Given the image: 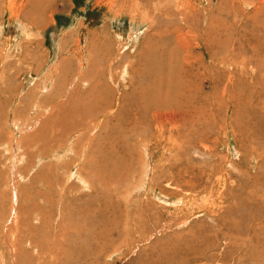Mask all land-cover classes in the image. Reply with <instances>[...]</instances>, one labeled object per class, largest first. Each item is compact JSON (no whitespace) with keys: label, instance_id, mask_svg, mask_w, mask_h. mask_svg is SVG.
<instances>
[{"label":"rangeland","instance_id":"374dc122","mask_svg":"<svg viewBox=\"0 0 264 264\" xmlns=\"http://www.w3.org/2000/svg\"><path fill=\"white\" fill-rule=\"evenodd\" d=\"M34 1L0 0V264H264V0ZM151 51L180 110L148 126Z\"/></svg>","mask_w":264,"mask_h":264},{"label":"bare ground","instance_id":"6f19581e","mask_svg":"<svg viewBox=\"0 0 264 264\" xmlns=\"http://www.w3.org/2000/svg\"><path fill=\"white\" fill-rule=\"evenodd\" d=\"M46 2V5L49 3V0H35L33 3H32V8H33V6L34 7H37V6H41L42 4V9H44V3ZM13 4V3H12ZM47 10H49L50 9V7H49V5H47L46 7H45ZM39 9V8H38ZM41 12V11H40ZM37 14V13H36ZM42 14V13H41ZM38 15L40 16V13H38ZM44 15V14H43ZM18 25V24H17ZM3 28V27H2ZM19 28V27H18ZM28 30V29H27ZM19 31H21V30H19ZM23 31L25 32V30H24V28H23ZM25 34H27L26 32H25ZM31 34V33H30ZM29 35V34H28ZM32 35V34H31ZM31 35H30V37H31ZM184 37V36H183ZM178 38L180 39V35L178 36ZM24 40V39H23ZM30 40V39H29ZM16 41V40H15ZM30 43V42H29ZM17 45V44H16ZM19 45V44H18ZM7 46V45H6ZM26 46V45H25ZM148 49V48H147ZM7 50H10V48L9 49H7ZM149 53V52H148ZM150 53H152V55H151V57L149 58V59H147V61H148V64H146L147 66V73L149 74V75H151V80H150V82H148V86L147 87H145V88H141V91H140V93L142 94V96H138V98H139V100L141 101L140 103L139 102H137L135 99L134 100H132L131 101V104H132V106H133V108L135 107V109H133L134 111H133V116H130V117H132V118H135V120L138 122V123H145L146 125H148V126H152V124H153V122H156V123H160V122H162V124L163 123H167L168 121V119L167 118H171V117H173V115L172 114H170V111L171 110H180V107H176L175 105H176V101H174V99H173V89H174V87H173V79H174V77H176V68H177V65L174 63V61H173V59H174V57H175V55H164V54H162V56L161 57H159L158 55H157V53H154V52H150ZM9 54V53H8ZM148 56V55H147ZM25 58V57H24ZM151 58H153V62H152V60L150 61V63H149V60L151 59ZM21 63H23V62H21ZM127 64H128V62H127ZM145 65V64H144ZM143 65V67H145ZM145 67V68H146ZM127 68V67H126ZM145 68H143V70H145ZM166 69V71H167V69H168V73H167V78H170L169 80H170V82H166V80L164 79L165 77L164 76H166V75H164V70ZM129 70V69H128ZM178 70V69H177ZM153 71H155L156 72V74L154 73V74H151ZM175 73H174V72ZM128 72V71H127ZM122 73V72H121ZM112 75V74H111ZM127 75V74H126ZM146 75V74H145ZM125 76V75H124ZM179 78V77H178ZM80 79V78H79ZM176 79V78H175ZM144 81H146V80H144ZM115 82V81H114ZM146 84H147V82H145ZM189 85V84H188ZM142 87H144V86H142ZM135 88V87H134ZM129 90V89H128ZM69 92V91H68ZM136 97V96H135ZM112 100H114V99H112ZM115 101H116V99H115ZM124 101H122V103H123ZM97 103V102H96ZM115 103V102H114ZM121 103V104H122ZM127 103V102H126ZM98 104H99V102H98ZM114 105V104H113ZM107 106V105H106ZM38 107H39V105H38ZM54 107V106H53ZM102 108V107H101ZM56 109V108H55ZM125 109H127V108H125ZM129 109V108H128ZM136 109H137V111L138 112H136ZM48 110V109H47ZM94 110H99V109H96V108H94ZM94 110H90V112L92 111H94ZM129 110H131V109H129ZM57 111V110H56ZM102 111V110H101ZM132 111V110H131ZM53 112H55V110L53 109ZM91 112V113H92ZM165 112H167V113H165ZM64 113V112H63ZM88 113H89V111H88ZM121 113V112H120ZM129 113H130V111H129ZM56 114V113H55ZM106 114V113H105ZM61 115V113L60 114H58V115H56L55 116V118L54 119H56L58 116H60ZM76 115V114H75ZM92 115V114H91ZM83 116V115H82ZM114 117H115V115H113ZM191 116V115H190ZM192 117H193V119H195V115H192ZM179 118H182L183 119V116H181V117H179ZM178 118V119H179ZM113 119V118H112ZM186 119H187V117H186ZM181 120V119H180ZM179 120V121H180ZM206 120V119H205ZM188 121V120H187ZM191 121H192V118H191ZM71 122V121H70ZM122 123H126L125 121H121ZM120 122V123H121ZM206 122V121H205ZM121 123V124H122ZM173 123V122H172ZM171 123V124H172ZM73 124V123H72ZM174 124V123H173ZM16 125V124H15ZM49 125H50V123H49ZM51 125H53V124H51ZM158 125H161V124H158ZM48 126V125H47ZM53 126H55V125H53ZM61 126V125H60ZM70 126H71V123H70ZM18 127V126H17ZM56 127V126H55ZM64 127V126H63ZM71 127H76L75 125L73 126H71ZM82 127V126H81ZM43 128V127H42ZM48 128H49V126H48ZM118 128V127H117ZM46 129V128H45ZM55 129V128H54ZM57 129H59V128H57ZM61 129V128H60ZM64 129V128H63ZM76 129H78L77 127H76ZM75 130V129H74ZM115 130V129H114ZM117 130V129H116ZM40 131V130H39ZM75 131H77V130H75ZM82 131V130H81ZM118 131V130H117ZM26 132H27V129H26ZM29 132V131H28ZM67 132V131H66ZM119 132H120V134H119V137L121 138L120 139V141H116L114 138H113V142L111 141V143L112 144H107L108 145V149H104V150H100L101 151V155L99 156V158H98V156H97V158L98 159H96L97 160V162H96V164H98L99 163V165L97 166V171H95V176H96V178L99 180V179H106L107 177H108V173L114 168V166L118 163V162H120V161H122L123 159H125L126 161H128V162H130V149L128 148V146H126L125 145V139L127 138V137H130V138H133L134 137V139H136L137 141H139L138 139H139V137H137L139 134H140V130L139 129H137V130H135V128L134 127H132V125H131V123L129 122V123H126V125H120V127H119ZM35 133V132H34ZM38 133V132H37ZM40 133V135H41V132H39ZM62 133V132H61ZM113 133V132H112ZM26 134V133H25ZM49 134V133H48ZM68 134L70 135L71 133L70 132H68ZM116 134V133H115ZM118 134V133H117ZM24 135V134H23ZM57 135H59V134H57ZM62 135V134H61ZM43 136V135H42ZM51 136V135H50ZM66 136V135H65ZM29 138H30V136H28ZM44 137H47L46 136V134L44 135ZM55 136L53 135V138H54ZM59 137H61V136H59ZM68 137V136H67ZM50 138H52V137H50ZM82 138V137H81ZM12 139V138H11ZM21 139V138H20ZM31 139V138H30ZM63 139V138H62ZM67 139H69V138H67ZM83 139V138H82ZM44 140V139H43ZM65 140V139H64ZM77 140H79V139H77ZM111 140V139H110ZM202 140H207V139H205L204 137L202 138ZM15 141V140H14ZM24 141H25V139H24ZM41 141V140H40ZM45 141L47 142L48 140L47 139H45ZM51 141V140H50ZM20 142H21V140H20ZM25 142H27V141H25ZM24 142V143H25ZM30 142H32V141H30ZM34 142V141H33ZM54 142V141H53ZM108 142H109V140H108ZM118 142H120V145L119 146H117V143ZM130 142V141H129ZM18 143V142H17ZM66 143V145H67V141L65 142ZM77 143V142H76ZM6 144V143H5ZM7 144H9V141L7 142ZM21 144V143H20ZM34 145L33 143H30V145ZM48 144H49V142H48ZM53 144V143H52ZM51 144V145H52ZM64 144V143H63ZM197 144V143H196ZM15 145V144H14ZM28 145V144H27ZM44 145H46V143L44 144ZM62 145V144H61ZM65 145V146H66ZM75 145V144H74ZM129 145V144H128ZM3 146V145H2ZM7 146V145H6ZM9 146H11V144L9 145ZM12 146H13V144H12ZM29 146V145H28ZM39 146V145H38ZM55 146V145H54ZM25 147H27V146H25ZM25 147H23V148H25ZM36 147V146H35ZM45 147V146H44ZM47 147V146H46ZM55 147H57V146H55ZM62 147V146H61ZM60 147V148H61ZM4 148V147H3ZM8 148V147H7ZM12 148V147H11ZM21 148V147H20ZM40 148H42V147H40ZM48 148V147H47ZM58 148V147H57ZM74 148H76V147H74ZM13 150H14V148H12ZM46 149V148H45ZM55 149V148H54ZM24 150V149H23ZM52 150V149H51ZM76 150V149H75ZM255 150V149H254ZM4 151V150H3ZM9 150H7L6 152H8ZM33 151V150H32ZM41 152H42V150H40ZM5 153V152H4ZM9 153H11V152H9ZM12 153H13V151H12ZM11 153V154H12ZM19 153V152H18ZM43 153H45V152H43ZM42 153V154H43ZM51 153V152H50ZM10 154V155H11ZM75 154V153H74ZM14 155V154H13ZM13 155H12V157H13ZM38 155H39V153H38ZM46 155V154H45ZM39 156H41V155H39ZM39 156H38V158H39ZM43 156V155H42ZM57 156V155H56ZM7 158V157H6ZM42 158V157H41ZM49 158V157H48ZM67 158V157H66ZM10 159H11V156H10ZM13 159V158H12ZM15 159V161H16V158H14ZM20 159H22V157L20 158ZM19 159V160H20ZM63 159H65V158H63ZM5 160V159H4ZM24 160V159H23ZM22 160V161H23ZM36 160V159H35ZM124 160V161H125ZM14 161V160H13ZM12 161V162H13ZM21 161V160H20ZM34 161V160H33ZM61 161V160H60ZM59 161V162H60ZM71 161V160H70ZM25 162V161H24ZM64 162V161H63ZM6 163V162H5ZM10 163V162H9ZM17 163V162H16ZM47 163V162H46ZM1 164H3V163H1ZM13 164V163H12ZM21 164H22V162H21ZM44 164V163H43ZM59 164V163H58ZM127 164V163H126ZM5 165V164H4ZM24 165V164H23ZM33 165V164H32ZM14 166V165H13ZM27 166V165H26ZM25 166V167H26ZM46 166V165H45ZM55 166V165H54ZM66 166V165H65ZM121 166V165H120ZM125 166V165H124ZM15 167V166H14ZM25 167H22V168H24L25 169ZM49 167V166H48ZM48 167H47V169H48ZM51 167V166H50ZM60 167H61V165H60ZM7 168V167H6ZM57 168V167H56ZM62 168V167H61ZM123 168H125V167H123ZM24 169H23V172H24ZM39 169V168H38ZM64 169H67V168H64ZM116 169V168H115ZM125 169H127V168H125ZM32 170V169H31ZM51 170V169H50ZM62 170V169H61ZM72 170V169H71ZM70 170V171H71ZM101 170H102V172H101ZM122 170V169H121ZM26 171V170H25ZM49 171V170H48ZM60 171V170H59ZM18 172V171H17ZM27 172V171H26ZM33 172V171H32ZM81 172H83V171H81ZM116 172V171H115ZM125 172V171H124ZM25 173V172H24ZM31 173V172H30ZM66 173V172H65ZM107 174V177H106V174ZM20 174V173H19ZM115 174V173H114ZM24 175V174H23ZM29 175V174H28ZM63 175V174H62ZM26 176V175H25ZM31 176V175H30ZM33 176V175H32ZM61 176V175H60ZM66 176V175H65ZM111 176V175H110ZM16 177H17V175H16ZM53 177V176H52ZM112 177V176H111ZM18 178V177H17ZM67 178V177H66ZM27 179V178H26ZM29 179V178H28ZM81 179V178H80ZM90 179V178H89ZM20 180V179H19ZM85 180V179H84ZM91 180V179H90ZM118 180H119V177H118V179H116V180H114L113 182V185L114 184H116L117 182H118ZM16 181H17V179H16ZM40 181V180H39ZM58 181V180H57ZM68 181V180H67ZM87 181V180H86ZM144 181V180H143ZM89 182V181H88ZM87 182V183H88ZM102 183V182H101ZM100 183V184H101ZM104 183H105V181H104ZM193 183H194V181H193ZM62 184V183H61ZM84 184V183H83ZM88 184H90V183H88ZM103 184V183H102ZM109 184H110V182H109ZM14 185H15V183H14ZM105 185V184H104ZM106 186V185H105ZM14 187V186H13ZM62 187H63V185H62ZM109 187V186H108ZM87 188V187H86ZM102 188H105V187H102ZM107 188V187H106ZM38 193V192H37ZM13 199V198H12ZM15 204V203H14ZM34 205V204H33ZM52 206V205H51ZM33 207L34 206H32V212H33ZM31 208V207H30ZM38 208V207H37ZM36 208V209H37ZM38 210V209H37ZM36 210V211H37ZM31 212V211H30ZM16 213V212H15ZM36 213V212H35ZM38 213V212H37ZM32 214V213H31ZM18 217V216H17ZM41 218H44V217H41ZM94 218V217H93ZM95 219H97V218H95ZM94 219V220H95ZM17 221V220H16ZM106 228H107V226H106ZM101 236H102V234H101ZM95 238V237H94ZM98 238H101L100 236H98ZM96 240H97V238H95ZM98 241V240H97ZM35 249H37V248H35ZM15 252V251H14ZM76 254V253H75ZM23 255V254H22ZM16 256V255H15ZM4 257V256H3ZM82 257V256H81ZM16 258V257H15ZM80 260V259H79ZM18 263V262H17Z\"/></svg>","mask_w":264,"mask_h":264}]
</instances>
